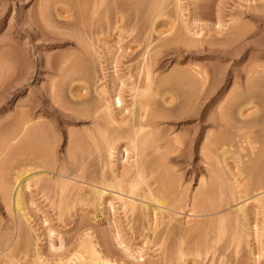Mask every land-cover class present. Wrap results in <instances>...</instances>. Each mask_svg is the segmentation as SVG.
Wrapping results in <instances>:
<instances>
[{
    "label": "rangeland",
    "instance_id": "374dc122",
    "mask_svg": "<svg viewBox=\"0 0 264 264\" xmlns=\"http://www.w3.org/2000/svg\"><path fill=\"white\" fill-rule=\"evenodd\" d=\"M74 1L53 0V2H55L53 3L52 0H0V171L8 167L6 164L9 163L10 160L11 162L15 160V163H10L12 165L15 164L13 165L15 167L14 170H12V175L16 174L18 172L17 170L21 168V165H24L27 160L26 156L25 160H22L26 152L22 149H25L24 146H26L24 143L26 142V136L23 135L26 134L24 131L27 126L26 122L29 119L32 121L31 125H35L33 127H38V129L41 127V130H37L39 134L33 138V141L38 138V147L40 146V148L43 149L40 150V148H38V150L36 147L37 144L34 142L35 144H33L35 147L34 145L32 146L37 151H33L35 149L30 148L32 147L31 145L29 151H32L31 154L33 153V155L35 153L38 154L32 155L33 158L41 154L43 157H38L39 160L38 158L35 159V161L37 160V164L40 163L39 168L35 161L33 162L34 159L29 157L32 160L28 158L27 161H29V164L26 161V168L31 167L32 169L30 168V170L27 168V170L29 169L30 171L28 170V173H25V175L28 177L30 173L34 174L44 171L45 167L43 168L42 165L44 164L43 166H45L48 163L47 167L53 168L55 166L53 170L48 168L52 172L50 176L52 178L58 176L57 179L55 178L56 181L54 180V183L52 182V185L50 182V184L44 183V185H41V188L42 186L46 188L40 189L39 184H32L29 190H24L27 193L25 198V210L26 213L28 212L30 218V223L28 224L21 220L23 223L22 228L25 229L26 227L28 229L24 230V233L27 231L25 236L24 234H22L23 236H18L19 231L17 226L19 221L17 219L20 218L19 214L13 210L11 202L7 205L5 202L3 203L0 197V264H40L36 258L37 256H41L40 260H44L47 264H58L59 262H62L59 264H264V187H262L264 185V179L262 182V178L264 177L261 178L259 176V174L262 173L261 171H259L260 173L258 174L256 173V176H259V178L254 175L255 181L253 177H250L251 174L248 168L252 164L251 160H249L252 158L250 154L251 145H249L250 143L246 140V142L238 141L240 140V134L246 130L252 131L251 135L253 137L251 141H256L255 145L257 149L260 147L259 150H262L264 147V0H117L112 4L110 3L111 6H108L110 9L106 11V16V13L101 11L93 16L91 13L92 11L89 10L92 7L90 8V4L88 5V3H85V0H76V2L73 3ZM41 3L45 4V10H43V5ZM40 6L41 8H39ZM39 10L41 14H44H39ZM83 10L88 14L85 15ZM122 17H124L123 21ZM125 21H127V23ZM132 24L134 28L131 27ZM144 24H146V28ZM198 32L201 35H199ZM186 45H189V47ZM145 55L149 56L151 59L153 57L151 62L153 63L151 64L153 78H151V81L154 82L152 86H150V89H148L149 86L146 88L149 92L146 93V95L140 92L143 88L145 89L147 84H150L149 80L146 79L147 73L144 72V68H142L141 64L144 57H146ZM79 63L81 65H79ZM200 73L204 74L208 79L202 75V80ZM189 76L190 78H187ZM89 77L90 79H88ZM194 80L197 82L195 83ZM200 84L201 86H199ZM134 86H138L137 90ZM140 87L141 90L138 89ZM151 89L154 93L149 91ZM139 93L145 97L141 94L139 95ZM157 93L159 95H157ZM195 93L198 94L196 95ZM147 94L150 95L149 99L152 101L154 100L157 104L154 105L155 107H150L146 112L147 114H151V112L154 113L155 109L160 112L163 110L162 112L168 113V111L171 112L175 107H177L175 110L177 112L173 111L177 114L182 111V106H178L181 105V103H185V106H187L189 102L195 103V106L190 104L186 108H183L184 112L187 113H184V116H181L182 118H171L163 121V123L161 122L155 132L157 136L160 137L159 140L161 138L163 139L160 141L157 139V142H152L154 144H149L147 146V153L150 154L149 157H154L156 155V158L158 157V159L162 161L160 162L162 165H159V167L157 166L158 168H154L156 165L152 167L154 168L152 169L153 171L155 169L159 171H154L156 174L154 173V175L150 176L159 177L160 174L167 175V180L168 174L170 175L169 179L173 176L177 186L175 187L178 188L176 189L177 191L173 189V192L179 193L172 192L173 195L176 194L179 196L176 197L175 195V199H179L183 202V199H185L184 197L187 195V204L180 202L183 206L185 204L187 206L181 209L182 213L175 215L176 220L182 223L181 226H183L182 228L186 233L182 234V232H180V235L177 236L176 234H179L177 233L178 231L176 232V230H174L175 234L174 231L171 232V229L170 231L168 230V211L160 213L158 210V216H154V218L151 215V211L145 212L144 210V212H142L143 210H141V208L144 209V207H141V212L138 214H132L127 211L128 214H132L128 215L125 212L124 206H122L123 201L114 197L115 194L113 193L114 191H112L114 189L110 190V188L107 191L111 193V195L114 194V201H111V195L107 194L105 203L103 200L102 203L97 206L94 205V203L91 204L93 202L91 197L93 194L90 193V195H88L90 198H87V194L89 193L88 190L92 191L93 186L100 187L98 182L101 181L102 178H105L106 175L109 176V173L111 175V169L107 165L109 163L110 166L111 160H113L111 164L114 162L112 165L116 166H114L116 170L120 168L118 170L122 171L126 165L128 168L129 165L131 167V164H134V162L131 161L136 160V153L140 152L142 149V146L141 148L139 147V149L138 147L136 149L131 146L128 138L129 144L126 139H123L124 141L122 140L118 143V147L120 146L121 150L120 154L117 149L115 152L116 154L112 157L113 159L107 158L108 155L105 153L106 150L103 151L106 146L102 145L106 144L102 141L103 139H101V130H103L102 132L105 135L110 136L116 133V128H121L119 130L123 131L124 128L128 127L126 125L117 127L118 124L116 125L115 122L114 126L107 124L108 122L110 123V121L107 122L105 118L109 116L110 112L106 110L105 105H108L111 101L113 102L114 97L117 95H121L123 98L122 108H119L120 106L114 108L112 102V106L109 104L114 110L111 109L113 116L111 113L110 116L114 117V115H119L117 116V120L120 119L121 121V118L124 120L128 114H130L129 109H132V107L134 109L136 108V113L145 112V110L141 109L139 104L141 102L140 99L143 100V97L144 99L149 97ZM151 94L153 98H151ZM84 96L86 97V101L91 102H85ZM82 101H84L85 104H83L84 102ZM106 101L108 103H105ZM168 101L173 102V104H168ZM92 105L95 108H93ZM190 106L193 108H190ZM86 107L89 108L88 111L92 112L93 115H84L87 112H85V110H87ZM169 107L173 109L171 110ZM137 109L139 111H137ZM199 109L202 111V120L199 118L200 115L197 114ZM104 115L106 116L104 117ZM110 116L109 119L111 118ZM30 117L32 118L30 119ZM101 119H103L104 122L103 120L101 121ZM95 120H99L100 122L96 125L100 134L98 131L94 132V130H97L94 123ZM103 124L105 126H103ZM93 125V129H95L91 130ZM101 127H107V131L105 132V129H101ZM108 128L110 131H108ZM43 131L46 132V134ZM92 131L93 134L91 133ZM97 133L98 135H96ZM123 133L125 134L124 131L121 134L123 135ZM198 133L202 135L195 146L192 143V139ZM40 134L41 136H39ZM213 134L218 135L219 139H222L221 143L223 144H220L222 148L219 145L218 150H215V152L213 148L210 147V135ZM90 135L92 138L95 136L96 139H94L96 143L95 140H92ZM80 137L81 139H79ZM98 137L101 139V141L99 140L100 142L97 140ZM175 137H181L183 139L182 146L179 149L170 147L171 145L173 146L172 141L176 139ZM17 140H19V142ZM6 141L9 142L7 143ZM94 143L96 146L98 144V149L92 146ZM3 144L4 146H2ZM124 145H129L130 147L128 148L132 149L131 151L129 149V158L127 157V152L124 151ZM78 146L79 148L81 147L80 150ZM73 147L75 149H72ZM93 149H95V152H93ZM134 149H136V152ZM70 150H72L71 154H69ZM76 150L78 153L75 152ZM153 150L156 151L153 152L154 154L152 153ZM228 150L232 153L230 152L227 156L228 159H226L223 154ZM98 151L100 155L97 153ZM22 152H24V154ZM20 154H23V157ZM68 154L71 158H69ZM81 154L83 155V159H80V157L82 158ZM19 155L21 157H19ZM53 155L56 158H54ZM73 155L75 157L78 155V159ZM161 156H163L162 159ZM222 157L226 162L222 160ZM40 158L41 162L44 161L46 164L43 162L41 165V162H39ZM43 158H46V160H43ZM103 159L107 161L105 162ZM216 159L219 162L218 164ZM30 161L35 164L32 162L30 163ZM47 161H52L51 165L49 164L50 162ZM74 161L78 164L76 165ZM129 162L130 164H128ZM222 162L225 163L223 164ZM263 162L264 157L262 159V163ZM31 164L36 165L37 167H33L38 169H34ZM71 165L76 166L73 167L75 169H82V174L86 173L84 178L86 177L87 179L89 177V179L83 180L88 181L92 189L86 185V189H80L79 191L77 184L75 187L74 182H72L74 186H71V182L70 186L67 185L68 182L65 183V186L68 187L64 188V184L61 183L65 181H63L61 177V179L59 178V172L71 171ZM103 165H105V168ZM262 165L264 167V163ZM16 167L19 168L16 170ZM63 167L65 170H63ZM214 167H218L222 172L224 171V176L218 177L216 180L212 179V181H216V185L213 181L214 186L209 182L213 189L207 184L211 193H209V199L208 197L207 199L209 202L212 201L210 203L214 202L212 205L214 207L217 205L215 203V199H217V201H219L218 208H220L217 209V211L225 209L227 213L224 211V213L219 215L224 216L225 214L226 217L221 219L223 225H220L218 221L219 223L215 225L216 227L209 228L206 232L207 234L202 233L205 236L198 232L197 233L200 234L199 236L195 234L196 232H193L195 235L191 233V236L190 232L187 233L185 229L192 226L197 220L194 216L191 217L189 215L190 204L193 203L192 197L194 195L197 196V193L199 194L201 192L202 186L200 181L203 177L205 179L211 177L210 171L214 170ZM263 167L261 166L260 169L264 170ZM102 168L104 169L103 172ZM250 169H253L252 166ZM230 172L237 175L240 173V176L237 177V180L232 176V180V174ZM9 177H11V174ZM99 177H101V179ZM173 177L172 180L174 179ZM224 177H226V179ZM153 178H151V180ZM58 179H60L59 183L61 182L60 185L64 188H62L61 191V186L58 185ZM176 179H180L179 181L181 182L177 184L178 181H176ZM252 181H254V183H252ZM55 182L58 184L55 185ZM231 184L232 186L234 185L233 189L235 190H230L232 188ZM154 185L158 188L157 191L159 194L156 192L158 197H161V195L162 197H164L163 195L169 197L167 194L168 191L165 194L164 191L166 190L160 189L158 183ZM238 185L240 188H235ZM245 186H249L250 188L249 191H246L244 194L246 189ZM162 187L164 188V186ZM73 188H75V190H73ZM65 189L68 191L66 190L67 193L65 191L66 195L64 196L65 193H62ZM76 189L78 190L76 191ZM182 190H186L185 196L183 195L185 191ZM69 191L71 193L70 197L68 194ZM78 191L80 192V197H76L79 194ZM81 191L86 193L84 194L85 196ZM211 191L214 192L212 193ZM58 192H61V197ZM229 193L233 195L230 197ZM261 193L263 203L261 201L256 202L253 197L256 196L255 198H258V196H261ZM234 195H237V197ZM65 197H68L67 199L71 198L69 202L72 198L75 202L72 203L71 201V203H69ZM241 197H243V199ZM89 199H92V202ZM83 200L85 201L84 203ZM87 200L90 202V204L88 203L89 205L87 204ZM109 200L114 202L113 205L110 204ZM172 200L174 199L172 198ZM240 203L243 205L245 203L247 204V208L244 207L246 212L243 209L244 213L241 211L239 212V206L240 208L243 206ZM220 204H223L222 208ZM177 205H179L178 202ZM231 210L232 214L235 213L236 216L234 214V216L229 215V213L231 214ZM142 213H144V216ZM162 214L165 215V217ZM219 215H217V217ZM188 216H190V218ZM205 217V219H208L207 216ZM209 217L211 218V216ZM231 217L237 219L236 222L238 224H236V226L233 225L235 224V219ZM197 218H199L198 220H203L204 216H197ZM214 218H216V216ZM153 219L155 221L157 220L156 224ZM229 220H231V222ZM187 221H191V223L187 224ZM226 222L228 223L226 224ZM158 223L161 224L159 225ZM175 223L177 224V221H174L173 224ZM230 223L232 224L231 226L229 225ZM184 224L187 225V227ZM222 229H224V231ZM172 233H174L175 236ZM26 236L29 237L27 238ZM87 237H90L88 238L89 241ZM105 237H108V240L105 239ZM14 243H16V245H14ZM91 244L92 247H96V250L99 251L97 257H94L95 254L90 252L92 251ZM201 247L205 249L203 250ZM180 251H182V254ZM100 255L102 257H100ZM99 257L102 259H98Z\"/></svg>",
    "mask_w": 264,
    "mask_h": 264
},
{
    "label": "bare ground",
    "instance_id": "6f19581e",
    "mask_svg": "<svg viewBox=\"0 0 264 264\" xmlns=\"http://www.w3.org/2000/svg\"><path fill=\"white\" fill-rule=\"evenodd\" d=\"M62 1H64V0H62ZM66 1V0H65ZM72 1H74V0H72ZM78 1H80V0H78ZM114 1H117V0H85L84 2L85 3H88V5L90 4V8L91 9H89V10H91L92 12V14H93V16H95V14H97L99 11H101V12H104V13H106L105 14V16L107 15V12L106 11H108V9H110V7H108L109 5H110V3L112 4V3H114ZM165 1V0H164ZM163 1V2H164ZM179 1V0H178ZM43 2V1H42ZM45 2V1H44ZM52 2H53V0H52ZM76 2V0L73 2V3H75ZM120 2V1H119ZM53 3H55V2H53ZM71 3V2H70ZM72 3V4H73ZM146 3H147V1H146ZM167 3V2H166ZM42 5V8H43V10H45L44 8V5L45 4H43V3H41ZM78 4V3H77ZM120 4V3H119ZM130 4V3H129ZM149 4V3H148ZM147 4V5H148ZM49 5V4H48ZM57 5V4H56ZM74 5H76V4H74ZM81 5H82V3H81ZM87 5V6H88ZM151 5V4H150ZM41 6L39 7V8H41ZM51 6V5H50ZM49 6V7H50ZM77 6V5H76ZM84 6V5H83ZM86 6V5H85ZM111 6V5H110ZM48 7V6H47ZM80 7V6H79ZM113 7H114V5H113ZM125 7H126V5H125ZM145 7V6H144ZM39 8H37V9H39ZM65 8V7H64ZM81 8V7H80ZM83 8V7H82ZM140 8V7H139ZM154 8V7H153ZM162 8H163V6H162ZM75 9H77V8H75ZM87 9V8H86ZM86 9H84V10H86ZM113 9V8H112ZM128 9V8H127ZM141 9V8H140ZM144 9V8H143ZM150 9V8H149ZM41 11H43L42 9H40ZM39 10V14H41V11ZM47 10V9H46ZM53 10H54V8H53ZM81 10V9H80ZM83 10V11H84ZM120 10V9H119ZM88 11V10H87ZM86 11V12H87ZM111 11H113V10H111ZM58 12V11H57ZM135 12V11H134ZM144 12V11H143ZM147 12V11H146ZM45 13H46V11H45ZM74 13V12H73ZM76 13V12H75ZM84 13H85V11H84ZM90 13V14H91ZM104 13H103V15H104ZM115 13V12H114ZM119 13V12H118ZM42 14H44V13H42ZM41 14V15H42ZM83 14V13H82ZM88 14V13H87ZM86 13H85V15H87ZM89 14V15H90ZM180 14H181V12H180ZM79 15V14H78ZM100 15V14H99ZM118 15H120V14H118ZM121 15H122V13H121ZM141 15V14H140ZM143 15V14H142ZM80 16V15H79ZM92 16V15H91ZM108 16H109V14H108ZM114 16V15H113ZM134 16V15H133ZM160 16V15H159ZM163 16V15H162ZM67 17V16H66ZM150 17V16H149ZM157 17V16H156ZM180 17V16H179ZM183 17V16H182ZM39 18V17H38ZM123 18L124 17H122V21H123ZM130 18H131V16H130ZM145 18V17H144ZM147 18V17H146ZM40 19V18H39ZM51 19H52V17H51ZM90 19V18H89ZM104 19H106V18H104ZM119 19V18H118ZM42 20V19H41ZM91 20V19H90ZM133 20V19H132ZM131 20V21H132ZM181 20V19H180ZM76 21V20H75ZM78 21V20H77ZM99 21H101V20H99ZM107 21H109V20H107ZM121 21V20H120ZM121 21V22H122ZM97 22V21H96ZM105 22V21H104ZM126 23H127V21H125ZM137 22V21H136ZM51 23V22H50ZM149 23V22H148ZM147 23V24H148ZM174 23V22H173ZM187 23V22H186ZM81 24V23H80ZM88 24V23H87ZM100 24V23H99ZM134 24V23H133ZM133 24H132V26L131 27H133ZM154 24V23H153ZM181 24V23H180ZM78 25V24H77ZM124 25V24H123ZM145 25V28H146V24H144ZM186 25V24H185ZM47 26V25H46ZM51 26V25H50ZM81 26V25H80ZM90 26V25H89ZM97 26V25H96ZM127 26V25H126ZM139 26V25H138ZM155 26V25H154ZM153 26V27H154ZM177 26V25H176ZM152 27V28H153ZM186 27H188V26H186ZM80 28H82V27H80ZM85 28H86V26H85ZM88 28V27H87ZM121 28V27H120ZM123 28V27H122ZM134 28V27H133ZM132 28V29H133ZM176 28H178V27H176ZM89 29V28H88ZM189 29V28H188ZM130 30V29H129ZM154 30V29H153ZM158 30V29H157ZM173 30V29H172ZM171 30V31H172ZM76 31V30H75ZM93 31V30H92ZM185 31H186V29H185ZM189 31V30H188ZM142 32V31H141ZM150 32V31H149ZM191 32V31H190ZM152 33V32H151ZM199 33V32H198ZM146 34V33H145ZM181 34V33H180ZM193 34V33H192ZM194 34H195V32H194ZM231 34V33H230ZM246 34V33H245ZM191 35V34H190ZM198 35V34H197ZM199 35H201L200 33H199ZM243 35V34H242ZM148 36V35H147ZM184 36V35H183ZM194 36V35H193ZM186 39V38H185ZM238 39V38H237ZM186 41V40H185ZM192 41V40H191ZM214 41V40H213ZM79 43V42H78ZM151 43V42H150ZM175 43V42H174ZM187 43V42H186ZM224 43V42H223ZM81 44H82V42H81ZM185 44V43H184ZM188 44V43H187ZM200 44V43H199ZM210 44V43H209ZM226 44V43H225ZM230 44V43H229ZM80 45V44H79ZM149 45V44H148ZM194 45H195V43H194ZM80 46H82V45H80ZM186 46H188L189 47V45H186ZM196 46V45H195ZM198 47V46H197ZM208 47V46H207ZM213 47V46H212ZM224 47V46H223ZM84 49V48H83ZM209 49V48H208ZM84 50H86V49H84ZM217 52V51H216ZM91 54V53H90ZM146 57H144V60H143V62L141 63L142 64V68H144V72L145 73H147V78L146 79H148L149 80V82H150V84H147V86L145 87V89L143 88L142 89V91H140V92H143L142 94H145L146 95V93H149L148 92V90H146V88L148 87V89H150V86H152V84L154 83L153 81H151V78H153V76H152V73H151V69H152V67H151V64H153V63H151L152 62V60H153V57H152V59L151 58H149V56H147V55H145ZM155 56V55H154ZM17 60V59H16ZM94 60V59H93ZM82 61V60H81ZM15 62V61H14ZM80 62V61H79ZM87 64V63H86ZM17 65V64H16ZM79 65H81L80 63H79ZM87 66V65H86ZM85 66V67H86ZM214 67V66H213ZM142 68H141V70H142ZM80 69V68H79ZM82 69V68H81ZM87 69V68H86ZM140 69V68H139ZM146 70V71H145ZM205 70V69H204ZM65 71V70H64ZM203 71V70H202ZM143 72V71H142ZM190 72V71H189ZM256 72H257V70H256ZM203 73V72H202ZM86 74V73H85ZM181 74H182V72H181ZM201 74V73H200ZM250 74V73H249ZM65 75V74H64ZM63 75V76H64ZM88 75V74H87ZM202 75H204V74H201L200 76H201V79H202ZM206 75H207V73H206ZM84 76V75H83ZM152 76V77H151ZM199 76V77H200ZM205 76V75H204ZM92 77V76H91ZM206 77V76H205ZM260 77V76H259ZM258 77V78H259ZM187 78H190V76L189 77H187ZM88 79H90V77L88 78ZM200 79V80H201ZM206 79H208L207 77H206ZM260 79V78H259ZM67 80V79H66ZM159 80V79H158ZM203 80V79H202ZM213 80V79H212ZM164 81V80H163ZM167 81V80H166ZM195 81V83L197 82L196 80H194ZM199 81V80H198ZM206 81V80H205ZM257 81V80H256ZM260 81V80H259ZM57 82V81H56ZM148 82V83H149ZM175 82V81H174ZM190 82V81H189ZM167 83V82H166ZM194 83V84H195ZM62 84V83H61ZM163 84V83H162ZM183 84V83H182ZM204 84V83H203ZM203 84H202V86H203ZM255 84V83H254ZM139 85V84H138ZM157 85V84H156ZM159 85V84H158ZM177 85V84H176ZM181 85V84H180ZM250 85V84H249ZM55 86H56V84H55ZM161 86V85H160ZM199 86H201V84L199 85ZM198 86V87H199ZM53 87V86H52ZM58 87V86H57ZM135 88H136V90H137V87L138 86H134ZM133 87V88H134ZM195 87V86H194ZM197 87V86H196ZM250 87V86H249ZM63 88V87H62ZM85 88V87H84ZM132 88V89H133ZM134 88V89H135ZM202 88V87H201ZM201 88H199V89H201ZM251 88V87H250ZM138 89H140L141 90V87L140 88H138ZM206 89V88H205ZM56 90V89H55ZM57 90H58V88H57ZM72 90V89H71ZM89 90V89H88ZM145 90V91H144ZM157 90V89H156ZM174 90V89H173ZM198 90V89H197ZM63 91V90H62ZM87 91V90H86ZM103 91V90H102ZM149 91H152V89L151 90H149ZM54 92V91H53ZM61 92V91H60ZM136 92H139V91H136ZM135 92V93H136ZM153 93H154V91H152ZM151 92V93H152ZM200 92V91H199ZM47 93V92H46ZM66 93V92H65ZM86 93V92H85ZM167 93V92H166ZM187 93H188V91H187ZM190 93V92H189ZM242 93V92H241ZM54 94V93H53ZM57 94V93H56ZM75 94V93H74ZM77 94V93H76ZM141 93H139V95H140ZM141 94V95H142ZM196 94V93H195ZM198 94V93H197ZM196 94V95H197ZM235 94V93H234ZM237 94H238V92H237ZM240 94V93H239ZM250 94V93H249ZM52 95V94H51ZM55 95V94H54ZM86 95V94H85ZM88 95V94H87ZM149 94H147V96H148ZM157 95H159L158 93H157ZM192 95H193V93H192ZM202 95V94H201ZM58 96V95H57ZM142 96H144V95H142ZM151 98H153V95L151 94ZM171 96V95H170ZM175 96V95H174ZM187 96V95H186ZM73 97V96H72ZM85 97V96H84ZM88 97V96H87ZM145 97V96H144ZM144 97H143V100L142 99H140V106H141V109H143V110H145V112L144 113H140V112H138V113H136V108L134 109L133 107H132V109H129L130 110V114H128V116L123 120V118H121V121H120V119L119 120H117L118 119V117L117 116H119V115H117V116H115L114 115V117H111L110 115L113 113V112H111V102L110 103H108L107 101L105 102V103H108V105L106 104L105 105V108H106V110H108V112H110L109 113V116L111 117L110 119H109V116L108 117H106L105 119H107V122L108 121H110V123L108 122H106V120H105V122L107 123V124H111V125H113L114 126V122H115V124L117 125L118 124V126L117 127H123V126H120V125H126L128 128H124V132H125V134L123 133V135L121 134L123 131H120L119 129H121V128H116L115 129V132L116 133H114L113 135H110V136H108V135H105L102 131L103 130H101V134L99 133V130H98V128H97V126L96 125H98V123H100L99 122V120L97 121V120H95V121H97V122H95L94 121V123H95V126H96V128H97V130L95 131L94 129H93V127H94V125L92 126V128H91V130L93 129L94 130V132H97L98 131V133L100 134V136H101V139H103L102 141H104L105 142V144L106 145H104L103 143V145L102 146H106L105 148H104V150L103 151H105V153H107V158L109 157V159H111L112 157H113V155H115L116 153V151H117V149H118V153L120 154V146L118 147V143H120V141H122L123 139H126L127 140V138L130 140V145L131 146H133L134 148H136L137 149V147H138V149H139V147L141 148V146H142V149H141V151L140 152H137L136 153V156H137V158H136V160L134 161H131V162H134V164H131V167H130V165H129V167L127 168V165H126V167L125 166H123V167H125L122 171L121 170H118V169H120V168H118L117 170H116V166L114 167L112 164H114V162L111 164V161H113V160H111L110 161V166H109V163L107 164L108 165V167H110V171H111V175H110V173L108 174L109 176H107L106 175V177L105 178H102L101 179V177H103V176H101V177H99L100 179H101V181H97L98 182V184L100 185V187H94L93 186V189L91 188L92 186H89V184H88V181H85V180H83V179H86V177L84 178V176H86V173L85 174H82V169H75V168H73V167H76V166H74L75 164L77 165L78 163H76L77 162V160H76V162H75V164L70 168V170L71 171H64V172H59V169H58V172H59V178L61 177L62 178V180L63 181H65V182H63V183H61V184H64V188L66 187L65 185V183H67V185L68 186H70V184L72 183V182H74L75 183V187H76V184H77V187H78V189H79V191H80V189L81 190H83V189H86L85 187H86V185H88L91 189H92V191L91 190H88V194H87V198H90V196L88 197V195H90V193L91 194H93V196H94V198H93V196H91L92 197V199H93V202L91 203V204H93L94 203V205H97L98 206V204H101L102 203V201L104 200V203H105V201H106V198H107V194L108 195H111V193H109L107 190H109V188H110V190L111 189H114V190H112V191H114L113 193L115 194H112L110 197H112L110 200L112 201H114V197H117L118 199H120L121 201H123V205L122 206H124V208H125V212L127 213V211L128 212H131L132 214H138L139 212H141L140 211V208L141 207H144V209H142L141 208V210H143L142 212H144V210H145V212L146 211H151V215L154 217V216H158V214H157V211L159 210L160 211V213L161 212H165V211H168V230L170 231V229L172 230L171 232H173L174 230H176V232L177 233H179V234H176L175 233V231H174V233L176 234V236L177 235H180V232H182V234H184V233H186V232H184V229L182 228L183 226H181L182 225V223L180 222H178V220H176V218H175V215L177 214V215H179L178 213H182L181 211V209L182 208H185L187 205V195H186V190H182V191H185V192H183V193H181V194H183L185 197V199H183L182 201L184 202V203H186L184 206L181 204V203H183V202H181V200H177V199H175V195H173V193H177V194H179L178 192H173V189H174V191H177L176 189H178V188H176L177 186H176V182H174V180H175V178L172 180V177H171V179H169V174H168V180H167V175L165 176V175H159V177L157 178V177H151L152 175H154V173L156 174V172H154V171H159V170H157V169H155L154 171L152 170V169H154V168H158L159 167V165H162V163L160 164V162H162L160 159H158V157L156 158V155L153 157V156H151V157H149L150 156V154L149 153H147V146L150 144H154V143H152V142H157L156 140L158 139L159 140V138L160 137H158L157 136V134H156V132H155V130H156V128L157 127H159L158 125L159 124H161V122L163 123V121H165V120H169V119H171V118H179L180 119V117L181 116H184V113H187V112H184V110H183V108H186L188 105H194L195 103H190L189 102V104H187V106H185V103L183 104V103H181V105H178V106H182L181 108H182V111H181V113H177V114H175V112H177V111H175L176 110V108L177 107H175L173 110L175 111H173L170 107H169V109H171L172 111L170 112V111H168V113H164V112H162L163 110H161V112L160 111H158V110H156L155 109V112L153 113V112H151V114H147L146 112L148 111V109H150V107H155L154 105H157L156 104V102H154V100L152 101L151 99H149L150 98V95H149V97H146V99H144ZM177 97V96H176ZM194 97V96H193ZM74 98V97H73ZM90 98V97H89ZM148 98V99H147ZM175 98V97H174ZM195 98V97H194ZM55 99V98H54ZM92 99V98H91ZM58 100H60V99H58ZM167 100V99H166ZM184 100V99H183ZM194 100V99H193ZM61 101V100H60ZM68 101V100H67ZM191 101V100H190ZM195 101V100H194ZM251 101V100H250ZM55 102V101H54ZM82 102H84V101H82ZM85 102H89V101H86V97H85ZM85 102L83 103V104H85ZM91 102V101H90ZM89 102V103H90ZM103 102V101H102ZM160 102V101H159ZM95 103V102H94ZM113 106H114V108H117V106H120L119 108H122V106H123V98L121 97V95H117L116 97H114V99H113ZM175 103V102H174ZM253 103V102H252ZM80 104H82V103H80ZM82 104V105H83ZM93 104V103H92ZM103 104H104V102H103ZM111 106H110V105ZM168 104H173V102H171V101H168ZM241 104V103H240ZM245 105V104H244ZM243 105V106H244ZM75 106V105H74ZM87 106V105H86ZM88 106H89V104H88ZM99 106H101V105H99ZM110 106V107H109ZM116 106V107H115ZM134 106H135V104H134ZM159 106V105H158ZM167 106V105H166ZM169 106V105H168ZM176 106V105H175ZM195 106V105H194ZM84 107V106H83ZM92 107H93V105H92ZM139 107V106H138ZM172 107V106H171ZM93 108H95V107H93ZM108 108V109H107ZM157 108V107H156ZM189 108V107H188ZM187 108V109H188ZM190 108H193L192 106H190ZM80 109H83V108H80ZM86 109L87 110H85V109H83V110H85V112L87 111V112H89L88 111V109L89 108H87L86 107ZM100 109V108H99ZM110 109V110H109ZM154 109V108H153ZM168 109V110H169ZM224 109H225V107H224ZM227 109V108H226ZM82 110V111H83ZM92 110V109H91ZM90 110V111H91ZM98 110V109H97ZM101 110V109H100ZM103 110V109H102ZM106 110H105V112H106ZM113 110V109H112ZM240 110V109H239ZM77 111H78V109H77ZM114 111V110H113ZM137 111H139L138 109H137ZM188 111V110H187ZM225 111V110H224ZM229 111V110H228ZM241 111V110H240ZM60 112V111H59ZM84 112V111H83ZM83 112H82V114H83ZM85 113L84 115H88V114H92V112H89V113ZM93 112H95V111H93ZM99 112V111H98ZM232 112V111H231ZM222 113V112H221ZM24 114V113H23ZM77 114H78V112H77ZM96 114V113H95ZM197 114L198 115H200L199 116V118H201L200 120H202L203 119V117H202V111H201V109H199L198 111H197ZM196 114V115H197ZM218 114V113H217ZM25 115V114H24ZM63 115V114H62ZM65 115V114H64ZM80 115H81V111H80ZM93 115V114H92ZM100 115V114H99ZM130 115V116H129ZM229 115V114H228ZM253 115V114H252ZM26 116H27V114H26ZM65 116H67V115H65ZM70 116V115H69ZM89 116V115H88ZM91 116V115H90ZM106 115H104V117H105ZM112 116H113V114H112ZM211 116V115H210ZM221 116V115H220ZM20 117V116H19ZM78 117V116H77ZM87 117V116H86ZM92 117V116H91ZM96 117V116H95ZM32 117H30V119H31ZM88 118V117H87ZM90 118V117H89ZM93 118H94V116H93ZM92 118V119H93ZM120 118V117H119ZM182 118V117H181ZM221 118H224V117H221ZM12 119V118H11ZM20 119V118H19ZM25 119V118H24ZM28 119V118H27ZM26 119V120H27ZM109 119V120H108ZM245 119V118H244ZM26 120H25V122H26ZM103 119H101V121H102ZM257 120V119H256ZM24 121V120H23ZM33 121H35V120H33ZM39 121V120H38ZM178 121V120H177ZM185 121V120H184ZM220 121V120H219ZM222 121H223V119H222ZM22 122V121H21ZM20 122V123H21ZM32 121L31 120H27V126L25 127L26 129H25V135H23V136H26L25 137V140H26V142H24L25 143V145L26 146H24L25 147V149L23 148L22 150H24V152L26 151H28L27 153L25 152V155H24V157L22 156L23 154H24V152H22L23 154L21 155L24 159H22V160H25V158L28 160V158L29 157H31V158H33V156L36 154H34L33 155V153L31 154V152L29 151V149L30 148H33V146L32 145H34L35 143L37 144V140H38V138L36 139V140H34L33 141V138L35 137V136H37L38 134H39V130H41V127H40V129H38V127H33V126H35L34 124H33V126L31 125L32 123H31ZM103 122H104V120H103ZM113 124H112V123ZM256 122V121H255ZM23 123V122H22ZM21 123V124H22ZM92 123H93V121H92ZM97 123V124H96ZM175 123H177V122H175ZM181 123V122H180ZM48 124V123H47ZM248 124V123H247ZM16 126V125H15ZM103 126H105L104 124H103ZM110 126V125H109ZM228 126H229V124H228ZM250 126V125H249ZM256 126V125H255ZM21 127V126H20ZM53 127V126H52ZM51 127V128H52ZM99 127V126H98ZM112 127V126H111ZM251 127V126H250ZM18 128V127H17ZM50 128V127H49ZM107 128V127H106ZM105 127L103 128V127H101V129H105L104 131L106 132L107 131V129H106ZM150 128V129H149ZM173 128V127H172ZM228 128V127H227ZM21 129V128H20ZM99 129H100V127H99ZM251 129V128H250ZM263 129H264V127H263ZM38 130V131H37ZM42 130H45V129H42ZM90 130V131H91ZM119 130V131H118ZM126 130V131H125ZM158 130V129H157ZM243 130V129H242ZM249 130V129H248ZM8 131V130H7ZM72 131V130H71ZM108 131H110L109 130V128H108ZM162 131V130H161ZM179 131V130H178ZM263 131V130H262ZM21 132V131H20ZM41 132V131H40ZM44 132V131H43ZM49 132H51V131H49ZM53 132V131H52ZM88 132H89V130H88ZM113 132H114V129H113ZM225 132V131H224ZM261 132V131H260ZM45 134H46V132H44ZM92 134H93V131L91 132ZM98 133L96 134V135H98ZM239 133V132H238ZM5 134V133H4ZM20 134V133H19ZM43 134V133H42ZM80 134V133H79ZM84 134V133H83ZM89 134V133H88ZM170 134V133H169ZM252 131L250 132V131H245V132H243L242 134H240V140H238V141H241V142H246V141H248L250 144L249 145H251L250 146V148H251V150H250V154L252 155L251 157V159H249V160H251V165H250V167L252 166V168L253 169H250V167L248 168L249 170V173L251 174V176L250 177H253V179H254V181H255V176L258 174V173H260L259 171H261L262 173L261 174H259V176L262 178V177H264V173H263V171L264 170H261L260 168H261V166L263 167V163H262V159H263V157H264V147L262 148V150H259L260 149V147L257 149V146L255 145V143H256V141H251V139H252ZM255 134V133H254ZM71 135H74V134H71ZM86 135V134H85ZM178 135V134H177ZM201 133H198L197 135H195V137L192 139V143L195 145V144H197L198 143V141L200 140V137H201ZM225 135V134H224ZM11 136V135H10ZM18 136V135H17ZM39 136H41V134L39 135ZM49 136H51V135H49ZM57 136V135H56ZM56 136H55V138H56ZM76 136H77V134H76ZM80 136H81V134H80ZM89 136V135H88ZM87 136V137H88ZM99 136V137H100ZM228 136V135H227ZM8 137V136H7ZM78 137H79V135H78ZM82 137V136H81ZM81 137L79 138V139H81ZM86 137V138H87ZM90 137H91V135H90ZM99 137L97 138V140H98V142H100L101 141V139H99ZM158 137V138H157ZM174 137V136H173ZM208 137H209V135H208ZM231 137V136H230ZM12 138H14V137H12ZM11 138V139H12ZM40 138V137H39ZM52 138H53V136H52ZM54 138V139H55ZM72 138V137H71ZM71 138H70V140H71ZM84 138V137H83ZM92 138V137H91ZM94 138H95V136H94ZM94 138H92V140H95ZM176 138V139H175ZM174 139V141H172L173 142V146L171 145L170 147L172 148H177V149H179L181 146H182V143H183V139L181 138V137H175ZM249 138V139H248ZM255 138V137H254ZM41 139H42V137H41ZM40 139V140H41ZM161 139H163V138H161ZM160 139V140H161ZM238 139V138H237ZM53 140V139H52ZM56 140V139H55ZM87 140V139H86ZM90 140V139H89ZM100 140V141H99ZM129 140H127V142L129 141ZM155 140V141H154ZM159 140V141H160ZM222 140V139H221ZM221 140L219 139V137H218V135H210V144H211V146L210 147H212L213 148V151L215 152V150H218V148H219V145L221 144V145H223L222 143H221ZM228 140V139H227ZM227 140H224V141H227ZM246 140V141H245ZM16 141V140H15ZM18 142H19V140H17ZM33 141V142H32ZM44 141V140H43ZM69 141V140H68ZM73 142H74V140H72ZM76 141V140H75ZM124 141V140H123ZM231 141V140H230ZM3 142V141H2ZM7 142V141H6ZM9 142V141H8ZM7 142V143H8ZM35 142V143H34ZM47 142H48V140H47ZM52 142V141H51ZM55 142V141H54ZM79 142V141H78ZM82 142V141H81ZM97 142V143H98ZM32 143V144H31ZM34 143V144H33ZM49 143V142H48ZM74 143H76V142H74ZM83 143H85V142H83ZM93 143V142H92ZM95 143H96V140H95ZM94 143V145H92V146H95L94 148H97L98 149V144H97V146H96V144ZM122 143V142H121ZM4 144H6V143H4ZM4 144L2 145V146H4ZM13 144H15V143H13ZM39 144V143H38ZM38 144H37V149L38 148H40V146L38 147ZM42 144V143H41ZM51 144V143H50ZM50 144H49V146H50ZM53 144V143H52ZM73 144V143H72ZM81 144V143H80ZM90 144V143H89ZM127 144V143H126ZM128 144H129V142H128ZM133 144V145H132ZM167 144V143H166ZM30 145L32 146V147H30ZM75 145V144H74ZM77 145V144H76ZM121 145V144H120ZM123 145V144H122ZM221 145H220V147H221ZM44 146H45V142H44ZM43 146V147H44ZM53 146V145H52ZM55 146V145H54ZM80 146H82V145H80ZM86 146V145H85ZM125 146V145H124ZM196 146V145H195ZM30 147V148H29ZM34 147H35V145H34ZM47 147H48V145H47ZM56 147V146H55ZM74 147H76V146H74ZM72 148V149H75V148ZM88 147V146H87ZM101 147V146H100ZM128 147H130L129 145H126L125 146V150L124 151H126L127 152V157H128V153H130V151L132 150V149H130V148H128ZM156 147V146H155ZM5 148V147H4ZM3 148V149H4ZM9 148V147H8ZM7 148V149H8ZM13 148V147H12ZM18 148V147H17ZM16 148V149H17ZM50 148H51V146H50ZM70 148H71V146H70ZM78 148H79V146H78ZM93 148V147H92ZM91 148V149H92ZM103 148V147H102ZM203 148V147H202ZM222 148V147H221ZM0 149H1V147H0ZM33 149H35V148H33ZM33 149H31V150H33ZM45 149V148H44ZM53 149V148H52ZM81 149V147L79 148V150ZM84 149V148H83ZM82 149V150H83ZM121 149H122V147H121ZM129 149H130V151H129ZM136 149H134V151L136 150ZM157 149V148H156ZM159 149V148H158ZM169 149V148H168ZM209 149V148H208ZM246 149V148H245ZM39 150V149H38ZM40 150H43L42 148H40ZM49 150H51V149H49ZM69 150V149H68ZM90 150V149H89ZM89 150H88V152H89ZM95 149H93V152H95L94 151ZM155 150V149H154ZM152 151V153L153 152H156V151ZM170 150V149H169ZM174 150V149H173ZM182 150V149H181ZM33 151H37L36 149L35 150H33ZM72 150H70V153L69 154H71L72 152H71ZM91 151V150H90ZM129 151V152H128ZM176 151V150H175ZM211 151V150H210ZM212 151V152H213ZM222 151V150H221ZM30 152V153H29ZM47 152V151H46ZM55 152V151H54ZM69 152V151H68ZM75 152H77V150L75 151ZM136 152V151H135ZM231 152V151H230ZM229 152V150L228 151H226V153L225 154H223L224 155V158H226V159H228L227 158V156H228V154L230 153ZM40 153V152H39ZM44 153V152H43ZM51 153V152H50ZM78 153V152H77ZM76 153V154H77ZM84 153V152H83ZM87 153V152H86ZM98 154L100 153L99 151L97 152ZM122 153V152H121ZM158 153V152H157ZM160 153H161V151H160ZM232 153V152H231ZM4 154V153H3ZM11 154V153H10ZM41 154V153H40ZM39 154V155H40ZM45 154V153H44ZM48 154V153H47ZM52 154V153H51ZM68 154V156H69V158H71L70 157V155ZM95 154V153H94ZM93 154V155H94ZM97 154V155H98ZM102 154V153H101ZM118 154V155H119ZM154 154V153H153ZM162 154V153H161ZM166 154V153H165ZM6 155V154H5ZM8 155V154H7ZM16 155H17V153H16ZM19 155V157H21ZM33 155V156H32ZM36 155H38V154H36ZM82 155V154H81ZM80 155V156H81ZM87 155H89V154H87ZM86 155V156H87ZM92 155V154H91ZM100 155V154H99ZM104 155V154H103ZM160 155V154H159ZM167 155V154H166ZM26 156V157H25ZM42 156V154L40 155V156H38V157H41ZM54 156V155H53ZM74 156V155H73ZM209 156V155H208ZM5 157V156H4ZM36 157V156H35ZM33 158L34 160H33V162L35 161V159H37L38 157H36V158ZM43 157V156H42ZM46 157V156H45ZM75 157V156H74ZM119 157V156H118ZM139 157V158H138ZM162 157L163 156H161V159H162ZM217 157V156H216ZM8 158V157H7ZM31 158H29L30 160H32ZM48 158V157H47ZM54 158H56L55 156H54ZM75 158H77L78 159V155H77V157H75ZM129 158V157H128ZM151 158V159H150ZM160 158V157H159ZM73 159V158H72ZM80 159H83V155H82V158L80 157ZM113 159V158H112ZM218 159V158H217ZM216 159V160H217ZM20 160H21V158H20ZM26 160V161H27ZM38 160H39V158H38ZM43 160H46V158L44 159L43 158ZM48 160V159H47ZM56 160V159H55ZM66 160V159H65ZM74 160V159H73ZM98 160V159H97ZM104 160V159H103ZM164 160V159H163ZM220 160V159H219ZM222 160H225V159H223V157H222ZM221 160V161H222ZM243 160V159H242ZM13 161V160H12ZM15 161V160H14ZM13 161V162H14ZM26 161H25V163H26ZM105 162L107 161V160H104ZM166 161V160H165ZM7 162V161H6ZM11 160L9 161V163H7L6 165H8V167H6V165H5V167L6 168H3V169H1V171H0V197H1V200L3 201V203L5 202L7 205H9V203L11 202V205H12V207H13V210L14 211H16V213H18L19 214V219H17L19 222H18V231H19V234H18V236H23L22 234H24V236L26 235V232L24 233V230H26L27 228L25 227V229L24 228H22L23 227V223L21 222V220L23 221V222H26L27 224L28 223H30V218H29V214H28V212L26 213V208H25V203H26V195H27V193L24 191L25 189H30V187H32L31 185L32 184H34V185H40V189H42V188H46V187H43L42 186V188H41V185H44V183H51V185H52V182L54 183V180L56 181V179H57V177H51L50 175V173H52L49 169H51V170H53V168L55 167L54 165V167L53 168H50V167H47L48 166V163H47V165H45V166H43L44 164H43V162H41V158H40V161L39 162H41V165H42V167L44 168L45 167V169H44V171H40V172H37V173H34V174H31L30 173V176H26L25 175V173H28L27 171L31 168H29V167H27V168H29L28 170H27V168H26V165H27V163L29 162V161H27V163L25 164L24 163V165H23V167H22V165H21V168H17L16 167V170L18 171H16L17 173L16 174H13L12 175V173H13V171L12 170H14V167L15 166H13V165H15V164H11V163H13V162H11ZM21 162H24V161H21ZM32 161H30V163H31ZM32 162V163H33ZM37 162V160L35 161V163ZM47 162H50V161H47ZM52 162V161H51ZM51 162L49 163L50 165H51ZM73 162V161H72ZM82 162H83V160H82ZM108 162H109V160H108ZM225 162H226V160H225ZM225 162H222L223 164L225 163ZM15 163V162H14ZM35 163H33V164H35ZM45 163V162H44ZM60 163V162H59ZM79 163H81V162H79ZM219 162H218V160H217V164H218ZM29 164V163H28ZM37 164V163H36ZM40 164V163H39ZM39 164H37L38 165V168H39ZM46 164V163H45ZM68 164V163H67ZM128 164H130V162L128 163ZM32 165V164H31ZM65 165V164H64ZM69 165V164H68ZM81 165V164H80ZM84 165V164H83ZM106 165V166H107ZM154 165H156V167H154ZM216 165V164H215ZM12 166H13V168H12ZM33 166H36V165H32V167ZM104 166V168H105V165H103ZM113 166V167H112ZM158 166V167H157ZM223 166V165H222ZM4 167V166H3ZM25 167V168H24ZM37 167V166H36ZM36 167H33L34 169H38V168H36ZM108 167H106V168H108ZM152 167H154V168H152ZM225 167V166H224ZM247 167V166H246ZM49 168V169H48ZM68 168H69V166H68ZM114 168V169H113ZM151 168V169H150ZM161 168V167H160ZM210 168V167H209ZM215 168V169H214ZM213 169L214 170H211L210 171V173H211V177H209L208 179L206 178H202V180L200 181L201 183V186H202V190H200L201 192L198 194L197 192V196H193V197H195V198H193L192 197V199H193V203L192 204H190V216L191 217H193L194 216V218L195 219H197L195 222H194V224L192 225V226H190V227H188V228H186L187 227V225H185L184 227L186 228L185 229V231H187V233L188 232H190V234L191 233H193V232H196L195 234L197 235L198 233H200L201 235H204V234H202V233H206L208 230H209V228H213V227H216L215 225L216 224H218L219 222H220V225H223V223H221V219H224V217H226L225 216V214H224V216H220L219 214H221V213H224V211L227 213V211L225 210V209H223V210H220V211H217V209H220V208H218V204H219V201H217V199H215V203L217 204L215 207L214 206H212L213 205V203H210V202H212V201H210L209 202V197H208V195H209V193H210V189H209V186H210V183L211 184H213L214 182H215V185H216V181H212V179H217L218 177L220 178V177H223L224 175V171L222 172V170H220L218 167H214ZM245 168V167H244ZM264 168V167H263ZM32 169V168H31ZM30 169V170H31ZM41 169V168H40ZM85 169H87V168H85ZM149 169H150V171H149ZM164 169V168H163ZM222 169V168H221ZM228 169V168H227ZM260 169V170H259ZM29 170V171H30ZM63 170H65V168L63 167ZM161 170V169H160ZM225 170V169H224ZM232 170V169H231ZM11 171V172H10ZM14 171V172H15ZM62 171V170H61ZM85 171V170H84ZM87 171V170H86ZM104 171V169L102 168V172ZM233 171H234V169H233ZM34 172V171H33ZM153 172V173H152ZM226 172V171H225ZM240 172H243V171H240ZM11 174V177H9L10 176V174ZM55 173H57V172H55ZM152 173V174H151ZM169 173V172H168ZM226 173H229L228 171L226 172ZM231 173V172H230ZM248 173V172H247ZM257 173V174H256ZM102 174V173H101ZM106 174H107V172H106ZM232 175H231V178H232V176H233V178L235 179V180H237V177L238 176H240V173L237 175V174H233V173H231ZM242 174V173H241ZM9 175V176H8ZM151 175V176H150ZM158 175V174H157ZM227 175V174H226ZM255 175V176H254ZM54 176V175H53ZM105 176V175H104ZM150 176V177H149ZM259 176H256V177H258L259 178ZM109 177V178H108ZM111 177V178H110ZM249 177V178H250ZM60 178V179H61ZM65 178H66V180H65ZM151 178H153L152 180H154V181H152L151 180ZM179 178V177H178ZM177 178V179H178ZM225 179H226V177H224ZM233 178H232V180H233ZM248 178V179H249ZM52 179H53V181H52ZM60 179H58V183H59V181H60ZM89 179V177L86 179V180H88ZM91 179V178H90ZM97 179V178H96ZM176 179V181H178V183L177 184H179L181 181H179V180H177ZM222 179V178H221ZM252 179V178H251ZM263 179L264 178H262V182H263ZM13 180H14V182H13ZM73 180H75V181H73ZM243 180V179H242ZM242 180H240V181H242ZM250 180V179H249ZM260 180V179H259ZM91 181H93V180H91ZM96 181V180H95ZM229 181H230V179H229ZM254 181H252V183H254ZM71 182V183H70ZM90 182V181H89ZM210 182V183H209ZM236 182V181H235ZM245 182H246V180H245ZM249 182V181H248ZM247 182V183H248ZM259 182V181H258ZM40 183H43V184H40ZM49 183V184H50ZM58 183H56L55 182V185L56 184H58ZM60 183L58 184V185H60ZM80 183V184H79ZM86 183V184H85ZM91 183V182H90ZM93 183V182H92ZM156 183H158L159 184V188L160 189H165L166 191H164V190H161V191H164L165 192V194H166V192H167V194L169 195V197H171V198H169L167 195H166V197H165V195H163L164 197H162V195H161V197L159 196H157L156 195V192H158L157 190H158V188H157V186H155L154 184H156ZM225 183H226V180H225ZM230 183V182H229ZM238 183H239V180H238ZM237 183V184H238ZM242 183V182H241ZM244 183V182H243ZM256 183V182H255ZM259 183H261V182H259ZM85 184V185H84ZM207 184H209V186L207 185ZM227 184H228V182H227ZM251 184V183H250ZM250 184H249V186H250ZM258 184V183H257ZM50 185V186H51ZM54 185V186H55ZM74 186V184L72 183L71 184V186ZM92 185V184H91ZM93 185H95V184H93ZM96 185H97V183H96ZM256 185V184H255ZM49 186V187H50ZM61 186V189H60V191L62 190V188H63V186L62 185H60ZM67 186V187H68ZM155 186V187H154ZM162 186H164V188L162 187ZM176 186V187H175ZM212 186H214V184L212 185ZM218 186V185H217ZM217 186H215V187H217ZM230 186V185H229ZM231 186H232V184H231ZM234 186V185H233ZM233 186H232V188L230 189V190H235V189H233ZM236 186V185H235ZM244 186V185H243ZM247 186V185H246ZM245 186V191H244V194L246 193V191L248 192L249 191V186L248 187H246ZM252 186V185H251ZM262 186V185H261ZM66 187V188H67ZM167 187V188H166ZM178 187H179V185H178ZM211 187V186H210ZM223 187V186H222ZM239 187V185L237 186V187H235V188H238ZM242 187V186H241ZM262 187H264V185L262 186ZM63 188V189H64ZM88 188V187H87ZM89 188V189H90ZM157 188V189H156ZM183 188V187H182ZM186 188V187H185ZM187 188H189V187H187ZM212 188V187H211ZM240 188V187H239ZM253 188V187H252ZM78 189H76V191L78 190ZM159 189V190H160ZM184 189V188H183ZM213 189V188H212ZM215 189V188H214ZM255 189V188H254ZM67 189H65L64 191H63V193L62 194H64L65 193V191H66ZM73 190H75V188H73ZM172 190V191H171ZM261 190V189H260ZM68 191V190H67ZM67 191H66V193H67ZM75 191V192H76ZM78 191V192H79ZM91 191V192H90ZM226 191H227V189H226ZM237 191V190H236ZM236 191H234V192H236ZM241 191V190H240ZM71 192H73V191H71ZM74 192V193H75ZM82 192V191H81ZM85 192V191H84ZM164 192H163V194H164ZM173 192V193H172ZM212 192V191H211ZM214 192V191H213ZM212 192V193H213ZM222 192V191H221ZM228 192V191H227ZM230 192V191H229ZM238 192V191H237ZM242 192H243V190H242ZM28 193H30V192H28ZM61 192H58V194H59V196L61 195L60 194ZM66 193L64 194V196L66 195ZM83 193V192H82ZM82 193H81V195H82ZM170 193V194H169ZM188 193V192H187ZM219 193V192H218ZM239 193V192H238ZM250 193V192H249ZM69 197H70V191H69ZM67 194V195H68ZM84 194H86V193H83V195ZM158 194H159V192H158ZM172 194V195H171ZM189 194V193H188ZM211 194V193H210ZM222 194V193H221ZM226 194H228V193H226ZM230 194V193H229ZM243 194V193H242ZM241 194V195H242ZM243 194V195H244ZM76 195V194H75ZM74 195V196H75ZM113 195H114V197H113ZM171 195V196H170ZM183 195H181V196H183ZM216 195V194H215ZM231 195H233V194H230V197H231ZM239 195V194H238ZM242 195V196H243ZM247 195H248V193H247ZM261 196L259 197L258 196V198H255V197H253L255 200H256V202L257 201H261L262 202V200L264 199V196H263V199H262V193L260 194ZM85 196V195H84ZM180 196V197H181ZM189 196V195H188ZM210 196H212V195H210ZM216 196H218V195H216ZM224 196V195H223ZM228 196V195H227ZM235 196V195H234ZM61 197V196H60ZM76 197H80V192H79V194H78V196H76ZM81 197H83V196H81ZM106 197V198H105ZM176 197H179V196H177L176 195ZM207 197H208V199H207ZM235 197H237V195L235 196ZM235 197H234V200H235ZM248 197V196H247ZM252 197V196H251ZM63 198V197H62ZM66 198V197H65ZM68 198V197H67ZM66 198V200L69 202V200L71 199V198H69V199H67ZM85 198V197H84ZM172 198L174 199V200H172ZM189 198V197H188ZM211 198V197H210ZM221 198V197H220ZM229 198V197H228ZM242 199H243V197H241ZM82 199V198H81ZM238 199V198H237ZM250 199H252V198H250ZM61 200V199H60ZM85 200V199H84ZM83 200V203L85 202ZM89 200H87L88 202H87V204L89 203L90 204V202H89ZM109 200V202H110V204H112L113 205V203L114 202H111ZM119 200V201H120ZM231 200V199H230ZM229 200V201H230ZM233 200V201H234ZM254 200V201H255ZM67 201H65V202H67ZM72 203H74L75 201L73 200V198H72ZM71 201L69 202V203H71ZM188 201H190V200H188ZM220 201H222V200H220ZM229 201H228V203H229ZM246 201H248V200H246ZM245 201V202H246ZM81 202V201H80ZM177 202H178V204L179 205H177ZM181 202V203H180ZM224 202V201H223ZM222 202V203H223ZM226 202V201H225ZM61 203V202H60ZM104 203H103V205H104ZM122 203V202H121ZM248 203V202H247ZM263 203V202H262ZM261 203V204H262ZM88 204V205H89ZM183 206H181V205ZM241 205H243L242 203H240ZM259 204V203H258ZM264 204V203H263ZM61 205H62V203H61ZM63 205H64V203H63ZM74 205V204H73ZM215 205V204H214ZM223 204H220V206H221V208L223 207L222 206ZM225 205V204H224ZM229 205V204H228ZM246 203L243 205V206H241V208H240V206H239V212L241 211V212H243V210L245 209L244 207H246ZM250 205V204H249ZM27 206V205H26ZM70 206V205H69ZM68 206V207H69ZM72 206V205H71ZM100 206H102V205H100ZM178 206V207H177ZM226 206V205H225ZM264 206V205H263ZM9 207H11V206H9ZM65 207V206H64ZM112 207V206H111ZM177 207V208H176ZM227 207V206H226ZM28 208V207H27ZM61 208H62V206H61ZM189 208V207H188ZM225 208V207H224ZM247 208V207H246ZM12 209V208H11ZM67 209V208H66ZM128 209V210H127ZM178 209H180V210H178ZM236 209H238V208H236ZM241 209V210H240ZM243 209V210H242ZM173 210V211H172ZM186 210V209H185ZM11 211V210H10ZM63 211V210H62ZM171 211V212H170ZM184 211V210H183ZM236 211V210H235ZM234 211V212H235ZM238 211V210H237ZM245 211V210H244ZM170 212V213H169ZM173 212V213H172ZM189 212V211H188ZM228 212H229V210H228ZM231 212V214L229 213V215L230 216H232L233 214L236 216V214L235 213H233L232 214V210L230 211ZM246 212V211H245ZM62 213V212H61ZM131 213H129L130 215H132ZM150 213V212H149ZM244 213V212H243ZM128 214V213H127ZM128 214V215H129ZM141 214V213H140ZM139 214V215H140ZM144 213H142V215H143ZM147 214V213H146ZM171 214V215H170ZM237 214H239V213H237ZM17 215V214H16ZM163 215V214H162ZM212 215H213V218H212ZM217 215H219L218 217H217ZM227 215V214H226ZM233 215V216H234ZM243 215V214H242ZM138 216V215H137ZM144 216V215H143ZM142 216V217H143ZM164 217H165V215H163ZM190 216H188L189 218H190ZM197 216H199V217H203L204 216V218H203V220H198L199 218H197ZM205 216H207V218L208 219H205L206 217ZM209 216H211V218L209 217ZM216 216V218H214ZM228 216V215H227ZM239 216V215H238ZM18 217V216H17ZM132 217V216H131ZM152 217V218H153ZM160 218H163V217H161V216H159ZM158 217V218H159ZM240 217H241V215H240ZM13 218V217H12ZM138 218V217H137ZM145 218H146V216H145ZM147 218H149V217H147ZM151 218V217H150ZM155 218V217H154ZM232 219L234 218L235 219V217H231ZM179 219V218H178ZM202 219V218H201ZM227 219V218H226ZM225 219V220H226ZM160 220V219H159ZM158 220V221H159ZM236 220L237 219H235V224H233V225H235L236 226V224H238L237 222H236ZM138 221V220H137ZM149 221V220H148ZM153 221H155L154 219H153ZM157 221V220H156ZM156 221H155V224H156ZM174 221L176 222L177 221V224L175 223V224H173L174 223ZM180 221V220H179ZM219 221V222H218ZM230 222H231V220H229ZM234 221V220H233ZM232 221V222H233ZM239 221H240V219H239ZM160 222V221H159ZM163 222V221H162ZM173 222V223H172ZM193 222V221H192ZM224 222V221H223ZM241 222V221H240ZM12 223H13V221H12ZM21 223H22V225H21ZM149 223V222H148ZM152 223V222H151ZM188 223H191V221H187V224ZM228 222H226V224H227ZM243 223V222H242ZM154 224V225H155ZM159 224V223H158ZM161 224V223H160ZM159 224V225H160ZM224 224H225V222H224ZM244 224H246V223H244ZM151 225H153V224H151ZM151 225H149V226H151ZM166 225V224H165ZM191 225V224H190ZM230 226L232 225L231 223L229 224ZM242 225V224H241ZM218 226V225H217ZM219 227V226H218ZM243 227V226H242ZM255 227V226H254ZM155 228H156V226H155ZM164 228V227H163ZM166 228V227H165ZM220 228H221V226H220ZM223 228V227H222ZM226 228V227H225ZM228 228V227H227ZM241 228V227H240ZM157 229V228H156ZM28 230V229H27ZM152 230V229H151ZM154 230V229H153ZM189 230V231H188ZM212 230V229H211ZM216 230H218V229H216ZM223 231H224V229H222ZM237 230V229H236ZM250 230V229H249ZM155 231V230H154ZM165 231V230H164ZM169 231H168V233H169ZM213 231H214V229H213ZM212 231V232H213ZM229 231V230H228ZM159 232V231H158ZM198 232V233H197ZM210 232V231H209ZM237 232V231H236ZM153 233V232H152ZM151 233V234H152ZM156 233V232H155ZM160 233V232H159ZM162 233V232H161ZM165 233V232H164ZM174 233H172V234H174ZM214 233V232H213ZM224 233V232H223ZM7 234V233H6ZM28 234V233H27ZM118 234V233H117ZM175 234H174V236H175ZM194 234V233H193ZM194 234V235H195ZM200 234H198L197 236H199ZM207 234V233H206ZM208 234H210V233H208ZM216 234V233H215ZM226 234V233H225ZM29 235V234H28ZM210 235H212V234H210ZM217 235V234H216ZM215 235V236H216ZM254 235V234H253ZM7 236V235H6ZM89 236H91V235H89ZM191 236H192V234H191ZM196 236V237H197ZM205 236V235H204ZM218 236H219V234H218ZM17 237V236H16ZM27 238L29 237V236H26ZM26 237H24V238H26ZM117 237H118V235H117ZM151 237V236H150ZM178 237H180V236H178ZM6 238V237H5ZM21 238V237H20ZM23 238V237H22ZM88 238H90V237H87V240H88ZM198 238H200V237H198ZM219 238V237H218ZM105 239H107L108 240V237H105ZM167 239V238H166ZM195 239V238H194ZM9 240V239H8ZM10 240H11V238H10ZM25 240V239H24ZM30 240H32V239H30ZM103 240V239H102ZM106 240V241H107ZM163 240V239H162ZM165 240V239H164ZM5 241H6V239H5ZM89 241V240H88ZM105 241V242H106ZM197 241V240H196ZM17 242V241H16ZM179 242V241H178ZM211 242V241H210ZM203 243V242H202ZM218 243V242H217ZM1 244V243H0ZM3 244H4V242H3ZM9 244V243H8ZM25 244V243H24ZM28 244V243H27ZM93 244V243H92ZM92 244H91V250L92 251H90V252H92V254H95L94 255V257H97V254L99 253V251H97L96 250V247H92ZM177 244V243H176ZM7 245V244H6ZM14 245H16V243H14ZM10 246H11V244H10ZM18 246V245H17ZM25 246V245H24ZM94 246V245H93ZM211 246V245H210ZM202 248V247H201ZM203 250L205 249V248H202ZM213 249V248H212ZM87 250V249H86ZM208 250V249H207ZM10 251V250H9ZM8 251V252H9ZM181 252V254H182V251H180ZM209 252V251H208ZM4 253V252H3ZM2 253V254H3ZM185 254V253H184ZM43 256V255H42ZM91 256V255H90ZM100 257H102L101 255H100ZM98 258V259H102V258ZM37 259H38V261L40 262V264H47L44 260H40L41 259V256H37L36 257ZM35 258V259H36ZM87 259V258H86ZM85 259V260H86ZM97 259V258H96ZM91 260V259H90ZM37 261V262H38ZM36 262V263H37ZM59 262V261H58ZM57 262V263H58ZM59 263H62V262H59ZM58 263V264H59ZM38 264V263H37ZM53 264V263H52ZM55 264V263H54Z\"/></svg>",
    "mask_w": 264,
    "mask_h": 264
}]
</instances>
